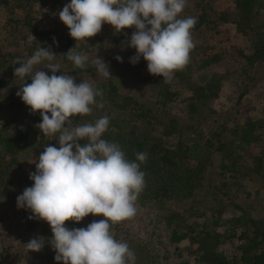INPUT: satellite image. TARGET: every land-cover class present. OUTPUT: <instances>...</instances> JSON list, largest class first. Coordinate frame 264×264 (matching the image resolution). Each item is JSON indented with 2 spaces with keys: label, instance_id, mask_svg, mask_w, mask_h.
Listing matches in <instances>:
<instances>
[{
  "label": "rangeland",
  "instance_id": "374dc122",
  "mask_svg": "<svg viewBox=\"0 0 264 264\" xmlns=\"http://www.w3.org/2000/svg\"><path fill=\"white\" fill-rule=\"evenodd\" d=\"M9 5H0V81L10 80L6 87H0V128L7 126L8 133L23 130L28 134L27 147L17 154V162L7 171V182L0 185V264H57L55 251L48 243L53 233L50 225L43 220L36 218L28 219L32 215L30 210L17 207V197L22 194L26 187H31L33 181L26 183L29 174L36 171V162L44 151L42 144L50 140L53 135L45 136L36 127L42 122L39 112L32 113L20 97L16 95L24 80L14 75V69L19 64H13L17 57L26 59L34 54L39 47L51 46L52 51L58 55L54 63L60 64L63 71L74 68L72 61L67 59L69 49L75 48L77 53L87 55L88 60L85 66H90L92 60L97 56L101 57L108 65L117 64L116 68H109L112 78H104L99 73L95 77L82 78L93 87L97 84L107 83L113 80L118 86L120 94L130 96L143 104L144 107L156 106L158 99V88L151 85L145 79L151 75L159 78L158 75L150 74L147 70V62L140 58L139 62L132 64L130 58L136 54L134 48L127 46L135 28H125L116 32L112 25L103 24L101 31L94 37L86 40L76 41L69 35L68 27L59 19V11L70 3V0H33L29 8H24L25 1L8 0ZM200 0H187L186 7L180 17L197 18L195 6ZM210 7L216 10V15L210 16L209 21H215L217 14H223L228 10L232 0H205ZM21 5V6H19ZM251 16L253 21L264 20V0H254V8ZM213 21V22H214ZM29 22V26H27ZM209 25V29H203L199 33H192L191 37L194 48L190 51L189 59L192 61L191 74L192 82H198L205 77H218L222 82L220 98L215 100L211 107L221 114L230 111L237 113V117L243 123L247 121L262 122V128L254 132L257 141L247 147L237 150L230 156L228 166L232 170L226 172L234 196L232 204L241 206L248 211V214L258 219L264 216V63L254 68H245V63L240 56L251 52L252 43L249 36L237 32V27L232 23L218 22L216 26ZM41 32L40 37L35 32ZM123 34L125 42L117 38ZM55 38L56 43L53 42ZM69 45L68 49L67 46ZM35 48V51L33 50ZM66 50V52H65ZM209 50L214 54H221L225 60L215 63L208 68L196 70L203 52ZM208 53V52H207ZM120 56L123 62L115 59ZM47 63V62H44ZM44 63L37 65L36 69L44 68ZM34 69V70H36ZM175 72V71H174ZM173 72V74H174ZM173 74L171 77H173ZM170 81L172 90H178L179 101L169 106V111L182 116L185 108L181 99L190 93L185 84L173 77ZM106 79V80H105ZM50 115V113H49ZM35 120H38L34 124ZM45 138V140H43ZM59 147L58 141L55 142ZM218 158L215 164H218ZM235 162L246 164L241 168L234 166ZM248 162V163H245ZM261 163L262 170L256 174ZM245 168V169H244ZM249 170H248V169ZM251 170V171H250ZM213 172H218L213 169ZM26 180V181H25ZM201 193L194 198L198 205L206 198H200ZM228 203L230 200H225ZM210 207L215 203L207 200ZM193 204L192 199L171 200L160 207L155 204H141L135 202L136 214L129 219L111 225V233L114 239L126 242L130 250L135 253L134 264H182L185 261L193 262L194 250L197 248L196 240L202 228L213 233L214 230L223 235L228 234L230 225L218 229L210 225V221L201 217H185L184 222L170 220L172 212H185ZM197 205V206H198ZM238 211L229 206L226 214L228 217L237 214ZM105 219L102 215L93 216L89 214L82 222L71 228H86L93 220ZM195 220V222H194ZM111 223V222H110ZM169 223L171 224L169 227ZM191 223H195V234L193 239H188L179 244L171 243L172 230L179 227L186 230ZM67 221L65 222V226ZM70 224V222H68ZM177 230V228H176ZM212 235V234H211ZM43 237L45 246L39 252L27 251L24 247L30 239ZM235 240L222 239L221 247L226 253L235 246L240 245Z\"/></svg>",
  "mask_w": 264,
  "mask_h": 264
},
{
  "label": "clouds",
  "instance_id": "9594fccd",
  "mask_svg": "<svg viewBox=\"0 0 264 264\" xmlns=\"http://www.w3.org/2000/svg\"><path fill=\"white\" fill-rule=\"evenodd\" d=\"M186 4L187 0H70L58 15L76 41L94 37L105 23L116 32L134 27L127 43L136 50L130 62L136 64L143 57L150 74L168 79L188 64L195 46L190 30L196 19L180 17ZM74 49L68 50L67 59L83 68L88 57ZM57 56L51 46L39 47L30 57L13 62L20 65L14 69L15 76L31 79L16 95L32 113H40L42 122L36 127L45 136L59 133V147L44 148L36 171L29 174L34 183L17 197V207L31 211L28 219L50 225L53 235L48 243L57 264H134L135 253L126 242L114 239L110 229L136 214L135 202L145 186L140 164L147 153L139 152L130 161L118 143L102 139L110 123L107 116L72 126L70 117L91 114V106L103 92L87 81L77 83L68 74L57 75L61 67L53 62ZM115 59L123 62L120 56ZM42 63L51 75L36 69ZM92 64L104 78H112L102 58L96 56ZM80 140L87 142L81 145ZM89 214L105 219L93 220L86 228L65 226L66 221L79 223ZM44 246L43 237L24 244L33 252Z\"/></svg>",
  "mask_w": 264,
  "mask_h": 264
},
{
  "label": "trees",
  "instance_id": "16d2710c",
  "mask_svg": "<svg viewBox=\"0 0 264 264\" xmlns=\"http://www.w3.org/2000/svg\"><path fill=\"white\" fill-rule=\"evenodd\" d=\"M18 1H25L26 4L22 7L29 8L33 0ZM204 1L200 0L195 6L197 22L190 31L199 33L203 29H209V25L216 26L219 20L232 23L237 27V32L251 39V52L244 54L240 51L241 58L246 62L245 68H254L264 63V20L253 21L251 14L254 0H232L225 13L217 14L216 24L214 20L209 21L210 16L216 15V10ZM0 5L8 6L9 1L0 0ZM29 25L27 22V26ZM35 35L40 37L41 32L36 31ZM117 39L125 42L123 34ZM68 47L69 45L67 49ZM223 59L225 57L221 54L206 50L195 69L208 68ZM191 65L192 61L189 59L182 70H176L173 74V77L185 84L190 93L180 101L186 108L182 116L169 111V106L179 101L180 97L178 90H172L169 84L174 78L163 79L162 76L156 78L149 75L145 81L158 88L156 106L144 107L138 100L120 94L116 82L110 79L106 84L101 82L94 86L103 95L96 97L97 104L91 106V114L70 117L72 126L94 123L107 116L110 123L102 139L118 143L126 159L130 161H134L139 152L147 153L146 161L140 164V170L145 173V186L137 198L141 204L148 202L160 207L167 201L192 199L193 204L185 212H172L170 220L184 222L185 217H203L211 222L213 228L220 229L226 224L230 225L226 235L216 230L211 233L202 228L198 237L194 238L198 240L195 242L197 248L193 253V262L185 261L182 264H264V216L263 219L255 218L245 208L232 204V196L235 194L225 177L226 172L232 171L228 166L229 160L233 161L230 155L234 153L236 157L239 155L236 154L237 150L257 141L254 132L263 127L262 122L249 120L243 123L237 117L239 114L232 113L231 109L225 114L217 113L211 104L220 98L223 82L214 76L206 80L204 77L198 84L192 82L191 74L194 70ZM116 67L117 64L109 65V68ZM44 71L51 75L50 70ZM60 72L57 75L68 74L76 82L98 74L95 65L74 67L68 71L60 69ZM25 80L26 83H31L30 77H25ZM9 84L10 80L0 81V87ZM100 104L103 106H97ZM6 129L7 126L0 128V185L7 182V171L16 164L17 154L26 149L28 139V134L23 130L8 133ZM58 136L59 133H56L50 140L43 138L45 141L42 146L55 145ZM78 142L83 145L87 141ZM216 158L219 160L217 165ZM245 165L234 163L236 168ZM213 169L218 172H213ZM262 169L259 163L255 173L259 174ZM30 182L27 179L26 183ZM199 193L200 198L206 199L198 205L194 198ZM208 199L215 203L214 207L206 203ZM225 200L230 201L226 203ZM229 206L238 211L231 218L226 214ZM160 210L163 209L160 207ZM75 224L77 223L69 220L66 227L70 228ZM170 225L169 223V227ZM194 226L196 224L191 223L186 230H180L176 226L177 230H172L171 243L179 244L193 239ZM224 238L241 244L235 246L234 251L232 249L226 253L221 247Z\"/></svg>",
  "mask_w": 264,
  "mask_h": 264
}]
</instances>
